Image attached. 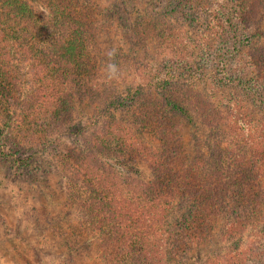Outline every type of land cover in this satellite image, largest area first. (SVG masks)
Returning a JSON list of instances; mask_svg holds the SVG:
<instances>
[{
    "label": "trees",
    "instance_id": "obj_1",
    "mask_svg": "<svg viewBox=\"0 0 264 264\" xmlns=\"http://www.w3.org/2000/svg\"><path fill=\"white\" fill-rule=\"evenodd\" d=\"M168 5L187 19H195L197 9L204 13L197 39L183 37L166 12L137 17L129 41L135 51L154 44L159 56L178 67L198 49L210 51L225 23L236 19L250 28L264 0H168ZM100 14L90 0H0V142L36 152L56 144L57 137L67 138L55 154L76 218L66 246L92 245L105 264H171L209 220L220 218L234 248L217 264H264V125H252L247 110L235 109L232 127L249 158L220 150L209 168H202V158L185 164L177 150L180 122L207 126L228 118L174 67L169 77L158 70L159 60L144 64L136 57L133 64L144 70L146 83L118 92L106 50L112 30ZM165 49L170 51L161 52ZM248 59L264 80V46L251 47ZM90 101L104 103V117L75 123ZM119 108L161 148L140 143L137 131L116 115ZM177 199L189 210L175 224Z\"/></svg>",
    "mask_w": 264,
    "mask_h": 264
},
{
    "label": "rangeland",
    "instance_id": "obj_2",
    "mask_svg": "<svg viewBox=\"0 0 264 264\" xmlns=\"http://www.w3.org/2000/svg\"><path fill=\"white\" fill-rule=\"evenodd\" d=\"M90 1L98 7L102 20L112 30L106 50L112 61L109 70L111 83L116 85L118 92L126 93L131 85L146 83L144 70L133 64L136 57L144 64L159 60L155 62L158 70L162 67L169 77L173 75L171 70L174 67L177 74L195 85L202 97L228 118L207 126L200 125V120L197 123L180 122L181 145H177V150L182 152L185 164L190 165L202 158L205 161L202 168H209L220 150L227 155L233 152L249 158L250 151L240 143L242 138L236 127H232L231 113L242 108V112L247 110L250 113L252 125H264V80L257 78L248 59L251 47L264 46L263 6L252 18L250 28L239 24L236 19L225 23L223 35L210 51L198 49L188 64L175 67L159 56L160 49L152 43L147 50L135 51L129 41L130 26L139 16L167 12L179 25L183 37L197 39L205 24L203 12L197 9L198 16L187 19V15L173 12L168 0ZM103 108V102H86L78 111L75 123L94 122L100 114L104 115ZM115 113L122 120L126 119L120 108ZM125 122L137 131L134 135L140 143L161 148V142L155 140L148 130L141 129L140 123ZM55 140L56 144L42 145L36 152L22 151L7 142H0V264H105L92 245L69 247L65 244L66 237L73 239L76 218L68 206L63 182L55 167L56 151L64 146L67 138L57 137ZM215 144L220 148L216 149ZM261 174L264 185V168ZM176 204L179 208L174 223L178 224L189 208L180 199ZM225 224L220 218L214 222L209 220L191 247L173 255L171 264H217L225 256L229 258L234 247L224 235ZM249 239L248 235L243 246Z\"/></svg>",
    "mask_w": 264,
    "mask_h": 264
}]
</instances>
